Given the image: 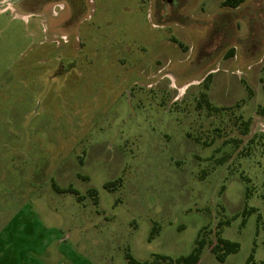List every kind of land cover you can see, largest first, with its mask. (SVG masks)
Returning a JSON list of instances; mask_svg holds the SVG:
<instances>
[{"label": "rangeland", "instance_id": "rangeland-1", "mask_svg": "<svg viewBox=\"0 0 264 264\" xmlns=\"http://www.w3.org/2000/svg\"><path fill=\"white\" fill-rule=\"evenodd\" d=\"M223 1L0 0V264H264V0Z\"/></svg>", "mask_w": 264, "mask_h": 264}, {"label": "trees", "instance_id": "trees-1", "mask_svg": "<svg viewBox=\"0 0 264 264\" xmlns=\"http://www.w3.org/2000/svg\"><path fill=\"white\" fill-rule=\"evenodd\" d=\"M245 0H224L222 5L223 6H229L232 8L238 7L240 4H242ZM233 52V51H231ZM211 74H209L206 79H210ZM263 82V88H264V76L262 78ZM204 100L208 103V106L212 110H218L219 108L213 107L211 103L207 99V93H204L202 95ZM257 114L259 116H262L264 118V104L259 105ZM246 125L249 123H245ZM68 191L74 192L78 194V191L75 188H69ZM229 223V221H227ZM221 225V224H220ZM157 228V227H156ZM156 228L153 230L155 232ZM219 234V231L217 232ZM207 243L210 244L211 251L216 255L217 259L220 261H225L227 256L232 253H237L240 250V243L237 241H233L230 239H226L220 235H218L217 239L215 241L208 240L205 236H200L197 240L195 248L192 250V252L188 255L181 256L177 258L176 260L167 256H158V258H161L164 262L170 263L176 261L178 264H198L201 259V253L202 249L207 245ZM127 258L129 260L130 264H147L146 262H141L135 259L130 253L127 254ZM253 256L249 258L246 264H252ZM255 264V263H254Z\"/></svg>", "mask_w": 264, "mask_h": 264}, {"label": "built area", "instance_id": "built-area-1", "mask_svg": "<svg viewBox=\"0 0 264 264\" xmlns=\"http://www.w3.org/2000/svg\"><path fill=\"white\" fill-rule=\"evenodd\" d=\"M62 38H63V40H68L67 35H62ZM262 127H263L262 131L264 132V125Z\"/></svg>", "mask_w": 264, "mask_h": 264}, {"label": "crops", "instance_id": "crops-1", "mask_svg": "<svg viewBox=\"0 0 264 264\" xmlns=\"http://www.w3.org/2000/svg\"><path fill=\"white\" fill-rule=\"evenodd\" d=\"M168 1H171V0H168ZM222 6H223V5H222ZM239 6H240V5H239ZM231 8H232V7H231ZM236 8H237V7H236ZM211 71H212V74H213L215 70H214V69L209 70V72H211ZM209 72H208V73H209Z\"/></svg>", "mask_w": 264, "mask_h": 264}, {"label": "flooded vegetation", "instance_id": "flooded-vegetation-1", "mask_svg": "<svg viewBox=\"0 0 264 264\" xmlns=\"http://www.w3.org/2000/svg\"><path fill=\"white\" fill-rule=\"evenodd\" d=\"M20 1H21V0H16V1H14L13 3H15V2H17V3H18V2H20Z\"/></svg>", "mask_w": 264, "mask_h": 264}, {"label": "water", "instance_id": "water-1", "mask_svg": "<svg viewBox=\"0 0 264 264\" xmlns=\"http://www.w3.org/2000/svg\"><path fill=\"white\" fill-rule=\"evenodd\" d=\"M14 1H16V0H11L12 3H13Z\"/></svg>", "mask_w": 264, "mask_h": 264}]
</instances>
